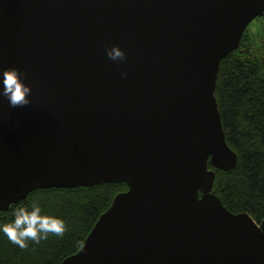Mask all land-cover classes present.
Masks as SVG:
<instances>
[{"label":"water","instance_id":"obj_1","mask_svg":"<svg viewBox=\"0 0 264 264\" xmlns=\"http://www.w3.org/2000/svg\"><path fill=\"white\" fill-rule=\"evenodd\" d=\"M263 15L264 0H0V90L8 68L32 88L23 108L0 97V211L125 182L61 264H264V219L214 192L238 161L220 63Z\"/></svg>","mask_w":264,"mask_h":264},{"label":"trees","instance_id":"obj_2","mask_svg":"<svg viewBox=\"0 0 264 264\" xmlns=\"http://www.w3.org/2000/svg\"><path fill=\"white\" fill-rule=\"evenodd\" d=\"M252 43L246 29L240 47L221 60L215 91L227 142L238 155L237 164L231 170L211 164L210 168L216 172L214 192L224 205L236 213L247 212L260 223L264 219V56H253ZM126 189L125 182H101L32 190L0 211V226L14 220L17 207L30 210L36 202L42 215L63 219L67 231L63 237L50 235L40 244L29 241L27 249L19 248L0 231V264H61L81 247L114 195Z\"/></svg>","mask_w":264,"mask_h":264},{"label":"clouds","instance_id":"obj_3","mask_svg":"<svg viewBox=\"0 0 264 264\" xmlns=\"http://www.w3.org/2000/svg\"><path fill=\"white\" fill-rule=\"evenodd\" d=\"M107 56L113 61H126L127 56L120 47L114 46L107 51ZM126 76L127 73H124ZM3 88L0 97L6 98L13 109L29 106L32 88L24 83L27 73L18 68H8L2 72ZM0 231L21 249H27L29 241L40 244L50 235L63 237L67 231L66 222L63 219L50 215H42L41 206L33 202L30 210L27 207H17L14 212V220L0 226Z\"/></svg>","mask_w":264,"mask_h":264},{"label":"rangeland","instance_id":"obj_4","mask_svg":"<svg viewBox=\"0 0 264 264\" xmlns=\"http://www.w3.org/2000/svg\"><path fill=\"white\" fill-rule=\"evenodd\" d=\"M248 33L253 39L251 51L253 56H264V16L254 19L247 28Z\"/></svg>","mask_w":264,"mask_h":264}]
</instances>
